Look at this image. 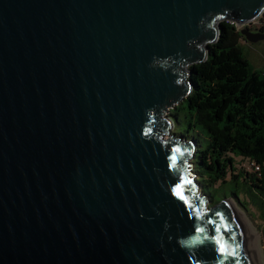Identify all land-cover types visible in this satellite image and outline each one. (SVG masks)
<instances>
[{
	"label": "water",
	"instance_id": "obj_1",
	"mask_svg": "<svg viewBox=\"0 0 264 264\" xmlns=\"http://www.w3.org/2000/svg\"><path fill=\"white\" fill-rule=\"evenodd\" d=\"M264 0H0V264H260L165 115L219 22Z\"/></svg>",
	"mask_w": 264,
	"mask_h": 264
},
{
	"label": "trees",
	"instance_id": "obj_2",
	"mask_svg": "<svg viewBox=\"0 0 264 264\" xmlns=\"http://www.w3.org/2000/svg\"><path fill=\"white\" fill-rule=\"evenodd\" d=\"M240 38L231 21L219 22L206 59L187 67L189 92L169 109L172 123L178 111L187 109V127L170 134L193 143L188 161L209 206L232 196L245 209L251 205L264 223V71L252 68ZM196 129L206 136L204 148L198 147L194 133H186ZM243 160L249 167L237 169Z\"/></svg>",
	"mask_w": 264,
	"mask_h": 264
},
{
	"label": "rangeland",
	"instance_id": "obj_3",
	"mask_svg": "<svg viewBox=\"0 0 264 264\" xmlns=\"http://www.w3.org/2000/svg\"><path fill=\"white\" fill-rule=\"evenodd\" d=\"M248 26L250 27V29H258L259 27H263V31H264V12L258 15L255 19H253L248 24ZM240 44L242 46L243 53L246 55L252 68L259 71H264V38L258 39L257 41L252 43L245 41L244 38L241 37ZM165 115L171 119L169 110L165 112ZM187 118H188L187 109H181L180 111H178L177 117H174L173 126L169 128L167 135L170 134L171 130L177 134L184 132L185 128L187 127ZM186 133L190 135L194 133L195 139L197 140L198 143V147L204 148L206 146L207 144L206 136L202 132L198 131V129H196L195 132L191 130ZM240 166H243L244 168L247 169L249 167V164L245 162V160H243L236 164L237 169H240L241 168ZM192 175H194V173H192ZM199 190L201 189L199 188ZM219 193H220L219 191L217 192L216 190L212 189V194H214L216 197L219 196ZM229 197L233 199L237 208L240 211H242L248 217V219H250L251 223L258 231L259 242L262 247L263 258H264V223H262L261 220L257 217L256 213H254L253 207L251 205H249V209H245L238 201H236L234 197L232 196ZM229 197L227 196L226 198ZM206 204L207 206H209V204H211V201H207Z\"/></svg>",
	"mask_w": 264,
	"mask_h": 264
},
{
	"label": "bare ground",
	"instance_id": "obj_4",
	"mask_svg": "<svg viewBox=\"0 0 264 264\" xmlns=\"http://www.w3.org/2000/svg\"><path fill=\"white\" fill-rule=\"evenodd\" d=\"M240 216L245 219V228L249 230L251 241L253 242V245L257 248V259L260 264H264L262 247L259 242V233L251 223L250 219H248V217L242 211H240Z\"/></svg>",
	"mask_w": 264,
	"mask_h": 264
},
{
	"label": "flooded vegetation",
	"instance_id": "obj_5",
	"mask_svg": "<svg viewBox=\"0 0 264 264\" xmlns=\"http://www.w3.org/2000/svg\"><path fill=\"white\" fill-rule=\"evenodd\" d=\"M260 28V27H259Z\"/></svg>",
	"mask_w": 264,
	"mask_h": 264
}]
</instances>
